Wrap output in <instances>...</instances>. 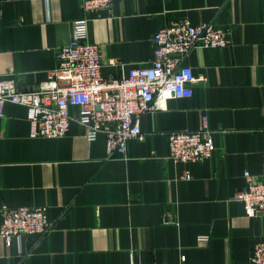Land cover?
Returning a JSON list of instances; mask_svg holds the SVG:
<instances>
[{
  "label": "crops",
  "instance_id": "1",
  "mask_svg": "<svg viewBox=\"0 0 264 264\" xmlns=\"http://www.w3.org/2000/svg\"><path fill=\"white\" fill-rule=\"evenodd\" d=\"M83 17L80 0H0V78L11 68L19 90L37 89ZM182 18L229 29L231 43L189 53L185 63L205 79L191 97L143 114L145 138L129 142L127 158L108 157L106 135L89 140L77 121L65 136H32L27 108L6 105L0 204L47 206L52 225L10 246L0 236V264H251L264 215H246L233 197L245 171H263L264 0H114L92 16L89 39L101 47L103 75L118 76L149 64L154 33ZM204 113L213 155L170 159L168 135L197 130Z\"/></svg>",
  "mask_w": 264,
  "mask_h": 264
},
{
  "label": "built area",
  "instance_id": "2",
  "mask_svg": "<svg viewBox=\"0 0 264 264\" xmlns=\"http://www.w3.org/2000/svg\"><path fill=\"white\" fill-rule=\"evenodd\" d=\"M113 4L114 0H80L85 17L73 21L70 42L60 47L57 65L37 89L19 90L10 68V77L0 78V117L5 116L8 103L24 105L35 137L65 136L71 122L77 121L86 129L89 140L100 133L106 135L108 157L127 158L129 142L145 138L143 114L169 99L191 97L193 83L205 79L197 77L185 63L189 53L195 48H224L231 43L229 29L212 23L195 25L187 18L175 19L154 33L155 52L149 64L129 65L120 75L106 77L102 73L106 61L101 47L89 39V21L93 15L111 11ZM215 134L204 113L197 130L168 135L170 159L191 163L211 157L216 150ZM190 177L186 171L184 178ZM244 177L245 187L233 198L243 203L246 215H264V153L263 171L253 174L247 170ZM48 209L1 203L0 236L6 245L24 235L49 232L52 224ZM254 247L250 263L264 264V237Z\"/></svg>",
  "mask_w": 264,
  "mask_h": 264
}]
</instances>
